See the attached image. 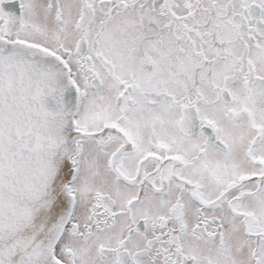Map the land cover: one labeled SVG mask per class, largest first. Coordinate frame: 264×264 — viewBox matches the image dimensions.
<instances>
[{
    "label": "snow or ice",
    "instance_id": "obj_1",
    "mask_svg": "<svg viewBox=\"0 0 264 264\" xmlns=\"http://www.w3.org/2000/svg\"><path fill=\"white\" fill-rule=\"evenodd\" d=\"M0 264H264V0H0Z\"/></svg>",
    "mask_w": 264,
    "mask_h": 264
}]
</instances>
